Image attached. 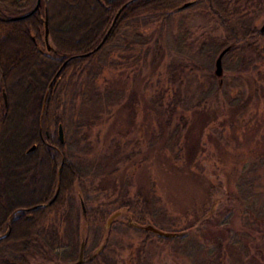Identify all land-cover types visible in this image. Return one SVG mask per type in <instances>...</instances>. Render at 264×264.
<instances>
[{"label":"rangeland","instance_id":"rangeland-1","mask_svg":"<svg viewBox=\"0 0 264 264\" xmlns=\"http://www.w3.org/2000/svg\"><path fill=\"white\" fill-rule=\"evenodd\" d=\"M67 2L54 0L53 4L55 9L61 10ZM229 5L236 10V16L246 22L249 20L251 27L263 24L264 0H231ZM190 12L184 25L189 30L186 41L193 43L191 52L181 54L173 49L180 18L176 14L165 28L152 25L144 29L142 44H133L127 52L117 49L107 54L102 51L90 61L93 72L100 66L97 79L89 82L86 76L82 78L72 111L73 124L63 127V131L67 157L83 167L85 174L82 175L95 187L97 199L92 204L98 202L112 207L123 198L135 199L141 194L148 199L149 210L160 212L154 219L157 224L182 228L197 220V229L191 231V237L205 243L211 242L221 231L241 230L244 219L238 209L244 203L238 196V186L247 182L252 198L264 207V63H255L254 67L250 65L240 72L227 70L219 74L215 73L214 63L208 64V69L199 68L204 57L198 53V44L221 37L222 30L213 18L196 9ZM156 41L162 44L163 53L152 66ZM175 66V82L171 83L170 69ZM210 75L219 83L222 76L226 77L227 93L230 98L240 97L239 106L225 108L220 107L219 102H210L209 98L202 99L201 93L208 90ZM175 91L182 101L171 115L170 125L166 126V112L159 114L156 109H160V102L165 108ZM197 102L201 105L196 107ZM26 111L23 125H30L32 116L39 110L32 102ZM182 117L186 120L185 126ZM46 120L41 118L43 127L47 125ZM175 126L176 132L173 131ZM13 134L8 131L6 143L3 140L4 152L12 148ZM40 151L37 179H29L32 172H28L30 176L26 178L21 165L18 168L21 178L15 187L10 189L9 185L8 197L19 194L24 201L31 200L37 192L27 194L24 190L27 187L39 190L40 183L49 179L55 160H51L42 147ZM56 154L57 166H60L61 155ZM8 157L7 164L13 168L14 157ZM103 158H107V162L97 167ZM88 163L92 166L87 167ZM234 196L241 205L229 200ZM76 207L80 220L78 198ZM120 211L111 231V248L119 264H191L190 258L179 250L180 241L146 240L144 233L121 224L128 222L129 226L137 228L126 210ZM60 213L50 214L48 220L58 226L61 236L64 223ZM146 224H151L149 219ZM259 245L262 252L258 258L264 263V239ZM251 246L254 250V242ZM39 262H42L40 257L30 256L29 264Z\"/></svg>","mask_w":264,"mask_h":264},{"label":"trees","instance_id":"trees-1","mask_svg":"<svg viewBox=\"0 0 264 264\" xmlns=\"http://www.w3.org/2000/svg\"><path fill=\"white\" fill-rule=\"evenodd\" d=\"M187 1L190 0H68L60 10L55 9L54 0H40L35 11L20 17L33 9L36 0H0V89L4 88L7 99L5 107L0 95V143L3 141L2 111H26L33 102L41 118H47L51 142L59 147L62 158L60 172L56 174L58 155L51 151L49 157L55 160L53 172L45 183H40V189L33 199L24 201L18 196L8 197V213L14 218L8 217L6 231L1 230L6 234L2 236L5 242H0V264H29L30 256L42 259L41 263L36 264L73 262L77 258L81 240L85 243L82 264H119L111 248V231L118 220L113 219L107 227L106 221L112 213L122 209L138 226L134 228L128 222H121L122 225L144 233L146 240L155 238L159 242L180 241L179 250L190 258L191 264H264L258 258L262 252L259 241L264 239V207L261 208L262 205L259 206L252 198L247 182L238 186V196L244 205L238 202V197H229V200L238 202L242 207L238 209H241L238 212L244 219L241 230L221 231L211 242L204 243L191 237V231L197 229V220L182 228H166L157 224L154 219L160 212L149 210V201L141 194L135 199L123 198L112 207L98 202L92 204L97 199L95 187H92L90 179L82 175L85 174L83 167L67 157L65 146L60 145L56 139L58 123L65 128L73 124L72 111L75 109L76 92L82 78L86 76L89 82L97 79L100 66L93 72L89 66L90 61L102 51L107 54L117 49L127 52L133 44H142L145 39L142 33L144 29L152 25L165 28L173 15H180L173 46L177 53L192 51L193 43L186 41L189 30L184 25L192 9L213 18L222 30L221 37L203 40L198 44V53L204 57L199 68L208 69V64H215L219 56L222 71L240 72L250 65L254 67L255 63H264V32L258 27H251L249 20L246 22L241 16H236V10L229 5L231 0H194L189 6L179 9ZM124 3L126 5L111 24L115 12ZM45 21L49 41L53 46L50 51L45 50L41 44ZM102 39L97 50L86 56L79 55L94 49ZM162 53V44L154 42L152 66L157 64ZM176 70V66L170 69L171 83L175 82ZM20 71L23 74L19 76ZM57 78L59 80L56 82ZM208 78V90L201 93L203 100L209 98L210 102H219L220 107L225 108L240 105V97L230 98L228 95L225 76H222L220 83L214 75ZM51 80L48 89L47 84ZM118 97L120 100L121 97ZM181 101V95L175 91L165 108H162L161 102L158 104L160 109L156 111L167 114L166 126L170 125L171 115ZM200 105L197 102L195 106ZM182 120L185 126L186 120L183 117ZM176 130L177 126L173 131ZM16 137L13 134L14 140ZM17 156H20L18 151H13V157ZM106 160L103 158L97 167L104 165ZM86 166L91 167L92 164ZM76 198L83 200L86 207V214L83 216L81 213L80 220ZM23 206H31L29 218H25L21 209ZM59 211L61 222L64 223L61 236L58 226L48 220L50 214ZM148 219L155 227L174 232L175 235L163 237L144 230L141 226ZM253 242L254 250L251 246ZM142 262L146 263L144 259Z\"/></svg>","mask_w":264,"mask_h":264},{"label":"flooded vegetation","instance_id":"flooded-vegetation-1","mask_svg":"<svg viewBox=\"0 0 264 264\" xmlns=\"http://www.w3.org/2000/svg\"><path fill=\"white\" fill-rule=\"evenodd\" d=\"M260 27H258L259 30ZM48 41H49V34H48ZM41 44L44 47V49L47 50L44 34ZM37 48L42 51V49L39 46H37ZM52 80L47 84L48 89L50 88V84L52 83ZM3 91L4 88H1L0 89L1 96ZM47 93L48 91L46 92V94ZM3 105L6 107L7 103L6 105L3 103ZM27 112L28 111H20V110L2 111V117H3V127L1 131L2 139L4 141L8 139L9 135L6 136V134H8V131L9 133H14L15 135H17L16 140H14L15 142H10V144L13 146L7 152H4V150L2 149L4 141L0 143V242L3 243L5 242V240L2 238V236H4L6 232H1V230L3 229L4 231H6L7 228L6 221L8 217L14 218L11 213H8V208H7L8 195L6 194H7V190L9 189V185H11L10 189L11 187H15L16 181H18V179L20 180L21 178L20 176L21 172L18 168L21 165L24 166L25 169L23 170V172L27 173V175L24 174V176L27 178V176H30L28 175L29 174L28 172H32V175L31 177H29V179H37L38 176L37 166H39V160L41 157L40 147H42L46 152H48V155H51V151H55L56 153H59V155L61 154L59 147L51 142L48 126L45 125V127H43V125L41 124L40 111H35L34 116H32V120L30 121L31 123L30 125H23L25 120L24 117L27 114ZM59 125H61L62 127V141L61 138L59 137V132H58ZM56 128H57L56 139H58L60 145L65 146L66 143H65L62 124L58 123ZM13 151L16 152L18 151L20 156H17L16 158L14 157L12 163L13 168H10L11 166L7 164V159L9 158L8 156L13 157ZM29 162H31V164H29ZM57 172L58 173L60 172L59 165L57 166ZM34 188L30 190L31 188L27 187V189L24 190V193L25 192H27V194L28 192L34 193V191H37L36 188L35 189ZM22 192L23 190L21 191V194ZM18 196L19 198H21L19 194ZM21 209L22 212L24 213L25 218H29L31 216V213L29 211L31 209L30 207L28 208L21 207Z\"/></svg>","mask_w":264,"mask_h":264},{"label":"water","instance_id":"water-1","mask_svg":"<svg viewBox=\"0 0 264 264\" xmlns=\"http://www.w3.org/2000/svg\"><path fill=\"white\" fill-rule=\"evenodd\" d=\"M39 2H40V0H36V3H35V5H34L33 9H32L29 13L24 14V15H22V16H20V17L27 16V15L30 14L31 12L35 11V10L37 9L38 5H39ZM193 2H194V0L187 1V2L183 3V4L179 7V9H183V8H185L186 6H189L190 4H192ZM125 5H126V3H124L123 5H121V6L117 9V11H116L115 14H114V17H113V20H112V23H111V24H113V22L116 20V18L118 17L119 13L121 12V10L124 8ZM20 17H15V18H20ZM260 31H261V32H264V22H263V24H262L261 27H260ZM44 39L46 40V48H47V50H53V46H52V45L50 44V42L48 41V28H47V23H46V21H45V26H44ZM102 42H103V40H101V41H100V42L94 47V49H92L91 51L86 52V53H81V54H79V55H80V56H86V55L90 54L91 52L97 50V49L101 46ZM220 71H222V69H221V58H220V56H219V57L216 59V61H215V73H216V74H219ZM58 80H59V78L56 79V82H57ZM2 97H3L4 104L6 105V103H7V99H6V94H5L4 91L2 92ZM58 132H59V137L61 138V141H62V127H61V125H59V127H58ZM79 203H80L81 213H82L83 216H85V214H86V207H85V204H84L83 200H80ZM119 213H120L119 211H116V212H114L113 214H111V215L109 216V218L107 219L106 225H110L111 222H112V220H113L114 218H116V217L119 215ZM133 224L136 225V226H138V225L135 224V223H133ZM141 227H142L144 230H146V231H150V232H152V233H154V234H157V235H159V236H163V237H172V236L175 235L174 232L161 230V229H159V228H157V227H155L154 225H151V224H145V225H142ZM84 245H85L84 240H81V242H80V246H79L78 255H77V259H76L75 261H73V262L63 263V264H82L83 261H84Z\"/></svg>","mask_w":264,"mask_h":264}]
</instances>
